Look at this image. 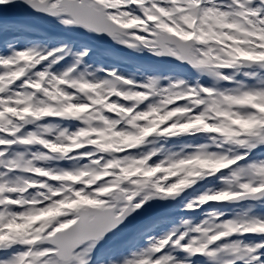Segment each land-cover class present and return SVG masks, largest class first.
<instances>
[{
  "label": "snow or ice",
  "instance_id": "1",
  "mask_svg": "<svg viewBox=\"0 0 264 264\" xmlns=\"http://www.w3.org/2000/svg\"><path fill=\"white\" fill-rule=\"evenodd\" d=\"M0 264H264V0H0Z\"/></svg>",
  "mask_w": 264,
  "mask_h": 264
},
{
  "label": "rangeland",
  "instance_id": "2",
  "mask_svg": "<svg viewBox=\"0 0 264 264\" xmlns=\"http://www.w3.org/2000/svg\"><path fill=\"white\" fill-rule=\"evenodd\" d=\"M118 47V46H117Z\"/></svg>",
  "mask_w": 264,
  "mask_h": 264
}]
</instances>
